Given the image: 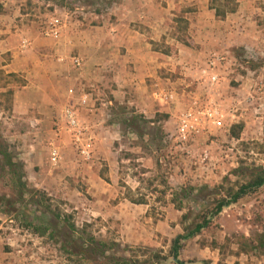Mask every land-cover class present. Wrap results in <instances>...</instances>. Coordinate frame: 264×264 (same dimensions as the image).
Segmentation results:
<instances>
[{"label": "rangeland", "instance_id": "374dc122", "mask_svg": "<svg viewBox=\"0 0 264 264\" xmlns=\"http://www.w3.org/2000/svg\"><path fill=\"white\" fill-rule=\"evenodd\" d=\"M123 1L11 0L9 7L16 9L13 18L18 27L13 31L33 30L41 38L58 41L70 25L75 31L114 23L117 16L113 12ZM9 7L0 2V14L4 9L9 12ZM55 19L62 23L60 38L45 37L43 28ZM177 37L189 44L188 36ZM51 46L45 43L40 48L50 50ZM19 49L24 52L23 70H0V138L25 166L28 211L38 219L34 226L26 227L18 218L20 204L13 206L16 214L7 213L14 203L9 201L16 200L19 191L0 170L3 264H103L100 253L87 254L89 238L108 246L105 256L155 264L158 260L153 255H157L161 264H176L170 257L172 241L185 234L184 226L205 211L203 204L207 210L213 208L215 194L203 203L197 190L203 186L214 190L226 177L233 183L240 180L232 174L240 166H264V53L254 55L243 47L211 53L200 69L202 77L193 85L156 87L152 95L156 109L162 111L150 115L141 111L140 102H130L126 93L115 98L112 92L118 86L109 70L101 73L107 84L93 79L97 88L86 86L84 60L78 54L67 59L48 56L47 51L46 56L38 55L46 63L43 68L59 59L61 66H67L59 70L60 84L53 90L44 84V69L32 70L34 53L28 36L22 37ZM153 50L172 58L177 55L176 48L164 42L154 43ZM213 57L224 59L228 69L218 62L209 70L208 61ZM76 58L80 66L74 63ZM2 62L10 64V56L5 55ZM214 74L221 79L212 85L205 78L211 81ZM166 76L176 79L183 75L175 69ZM181 88L191 98L186 97V104L177 107V102L183 103ZM196 102L199 108L209 103L221 107L224 125L206 127L196 142L183 146L177 141L179 119ZM67 109L76 113L79 126L75 130L68 124ZM234 131L240 132L239 139L232 136ZM88 140L93 144L89 160L82 155ZM54 148L60 154L57 165L50 158ZM191 190L192 200L187 201L183 194ZM128 197L144 198L147 204H134ZM181 203L182 210H178ZM58 213L69 216L75 229L62 223L46 235L35 232L42 224L49 229L50 224L55 225ZM185 214L190 218L183 222ZM42 216L47 219L40 221ZM188 241L191 243L180 257L187 263L264 264V187L225 208L207 230Z\"/></svg>", "mask_w": 264, "mask_h": 264}, {"label": "crops", "instance_id": "0c3cea01", "mask_svg": "<svg viewBox=\"0 0 264 264\" xmlns=\"http://www.w3.org/2000/svg\"><path fill=\"white\" fill-rule=\"evenodd\" d=\"M236 1L237 11L221 19L210 8L209 0H124L113 12L117 16L114 23H104L92 30L75 31L70 25L71 29L56 41L41 38L33 30L21 34L19 30L13 31L18 27L13 18L16 9L9 7L11 0H0L5 7H9V12L4 9V13L0 14V70L6 73L23 70L24 52L19 48L22 37L26 35L32 41L31 51L35 62L32 70H45V77L42 78L45 82L40 80V83L44 82L47 87L52 86L56 90L60 84L59 70H65L67 66H61L58 62L62 60L59 59L58 62H47L43 68L46 63L39 56L48 54L67 59L71 54H78L84 60L86 86L97 88L98 85L92 83L93 79L107 84L106 77L101 73L109 70L118 86L117 91L112 92L116 93L115 98H122L126 93L130 102H140L141 111L151 115L153 111H162L156 109V100L152 95L156 87L180 89V85H193L196 79L202 77L200 69L205 66L211 53L232 52L235 47H243L254 55L264 53V0ZM20 24L22 26L21 21ZM179 35L188 36L189 44L178 40ZM162 42L173 45L177 55L172 58L166 53L154 51L153 44ZM45 43L52 45L50 50L40 48ZM7 54L11 58L8 65L2 62ZM224 61L222 65L228 69ZM175 69L183 76L167 78L166 75ZM205 79L214 85L209 78ZM123 87H126L125 90ZM186 97L191 98V93L187 94L181 88L183 103L177 102V107L186 104ZM190 243H186L182 254H185ZM5 261L0 257V264ZM197 263L209 264L208 261Z\"/></svg>", "mask_w": 264, "mask_h": 264}, {"label": "trees", "instance_id": "16d2710c", "mask_svg": "<svg viewBox=\"0 0 264 264\" xmlns=\"http://www.w3.org/2000/svg\"><path fill=\"white\" fill-rule=\"evenodd\" d=\"M210 1V8L215 11L216 16L218 18L224 19L228 14L234 13L238 9V3L236 0H209ZM235 130V129H234ZM232 136L236 138H240V132H232ZM264 154V151H262ZM0 170L4 171L8 177V180L12 185L17 188L19 191L17 194V199L12 200L9 202H14L12 205V210H9L7 213L16 214L17 210L13 209V206L16 204H20V210L22 211L21 214L18 215V218H22L25 222L26 227L34 226L35 222L38 218H35V214L28 211L29 201L26 200V195L28 191V185L25 182L26 171L25 166L23 163L16 160L14 154L10 151L9 146L1 141L0 138ZM233 176L237 177L240 180L235 181L234 183L230 179V177L224 178L223 185L215 188L214 190H210L209 186H203L199 190H197L198 197L201 198L203 203H207V199L215 194V198L213 199V208L211 210H207V205H202V209L205 211H200L196 217V219L189 225L184 226L185 234L177 236L172 241V247L170 250V257L174 259L176 264H193L195 261L185 262L180 260V255L182 254L184 248L186 247V242L194 238L196 236L201 235V233L207 230L212 223V219L217 217L222 213V211L230 207L231 205L237 204L243 198L250 196L251 194H255L261 188L264 187V166H256L249 165V166H240L233 171ZM225 185H228L225 187ZM191 192H185L183 194V198L187 201H191ZM3 197V196H1ZM130 201L137 205H144L147 204L144 198L134 200L131 197ZM2 199V198H1ZM7 199V198H4ZM3 199V200H4ZM174 203H177V200H173ZM178 210H182V203L178 207ZM28 211L29 213H26ZM25 212V213H23ZM0 213L2 210L0 208ZM35 213V211H34ZM55 221L56 224H50V229L47 226L43 225L35 228V232L41 235H46L47 233L51 232V229L56 230L58 229L57 226H60L62 223H69V228L71 230L75 229V225L70 223L69 216H62L61 214H55ZM189 214H185L183 216V222L189 220ZM40 221H45L47 218L44 216L39 218ZM53 233V232H52ZM52 235V234H50ZM85 247L87 254L92 252L94 254L100 253L102 257H104L103 264H139L133 259H118L114 257L105 256L107 253L108 246L103 243H98L93 238H89L85 242ZM118 246L117 244H114ZM98 252V253H97ZM153 259H157L158 262L155 264H161L159 256L153 255ZM166 260V258H162Z\"/></svg>", "mask_w": 264, "mask_h": 264}, {"label": "built area", "instance_id": "2783aa9c", "mask_svg": "<svg viewBox=\"0 0 264 264\" xmlns=\"http://www.w3.org/2000/svg\"><path fill=\"white\" fill-rule=\"evenodd\" d=\"M62 23L60 20L55 19L50 24L46 25L43 28V35L48 38L59 39L61 36ZM223 61V60H222ZM220 58L213 57L208 61L209 70H214L218 62H222ZM74 63L77 66L81 65L80 59H75ZM210 80L213 84H216L219 81L218 75L214 74L210 76ZM163 94H158L159 97H162ZM167 97L174 99L172 94H168ZM68 124L74 130L79 126L78 119L74 110L67 109L65 112ZM223 111L221 107L217 104L209 103L205 108H199V103H194L193 107L181 114L179 119V134L177 141L183 145H190L193 142H196L198 138L203 134L206 127L220 128L223 126ZM77 140L80 138L77 136ZM92 140L84 145L82 149V155L85 159H91L92 156ZM51 162L53 165H57L60 160V154L57 148H54L50 154ZM208 158V153L204 154V160Z\"/></svg>", "mask_w": 264, "mask_h": 264}]
</instances>
